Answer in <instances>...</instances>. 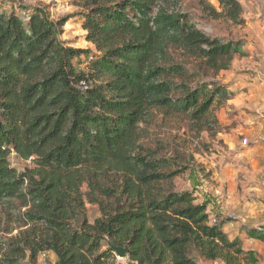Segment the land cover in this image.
Listing matches in <instances>:
<instances>
[{
  "label": "trees",
  "instance_id": "obj_1",
  "mask_svg": "<svg viewBox=\"0 0 264 264\" xmlns=\"http://www.w3.org/2000/svg\"><path fill=\"white\" fill-rule=\"evenodd\" d=\"M25 1L0 0V264H118L110 243L126 264H258L213 196L176 190L193 157L157 134L224 129L221 74L246 52L210 23L243 27L240 0H194L198 19L188 0H73L57 20ZM71 18L91 48L66 46Z\"/></svg>",
  "mask_w": 264,
  "mask_h": 264
},
{
  "label": "rangeland",
  "instance_id": "obj_2",
  "mask_svg": "<svg viewBox=\"0 0 264 264\" xmlns=\"http://www.w3.org/2000/svg\"><path fill=\"white\" fill-rule=\"evenodd\" d=\"M72 1L33 0L32 3L45 6L52 19L57 20L77 11ZM207 1L213 7H218L215 0ZM240 3L245 22L243 27H229L224 20L210 23L216 36L244 42L246 57L238 59L232 72L225 73L223 77L228 83L234 76L241 79L239 82L264 89V0H240ZM185 8L198 19L199 11L194 0H188ZM83 35L75 18H71L63 29L62 39L67 47L89 49ZM241 92L229 104L226 103L223 113L221 109L216 111V117L224 127L220 133L196 134L180 125V128L166 127L157 131V134L171 143L181 142V145H177L193 157L196 177L185 173L176 178V190L192 191L199 201L206 194L213 196V205L217 207L220 216L233 217L225 222L229 231L234 230L232 235L243 236L245 230L264 227V190L259 179L264 174V164L261 162L264 155L257 153L259 146L250 143L252 138L264 136V95H257L256 91L244 88H241ZM243 140L248 141V147L242 146ZM10 165L21 170L27 164L12 155ZM194 182L199 190L194 189ZM86 212L90 222L99 216L95 207L90 205L86 206ZM245 248L257 254L258 264H264V241L248 240ZM117 261L118 264H126L125 259L117 258ZM52 262L53 256L46 255L38 264Z\"/></svg>",
  "mask_w": 264,
  "mask_h": 264
},
{
  "label": "crops",
  "instance_id": "obj_3",
  "mask_svg": "<svg viewBox=\"0 0 264 264\" xmlns=\"http://www.w3.org/2000/svg\"><path fill=\"white\" fill-rule=\"evenodd\" d=\"M25 4L26 5H28V4H30V2L28 1V0H26L25 1ZM4 9H7L6 7H4ZM89 46V45H88ZM89 48H91L90 46H89ZM238 60H236L234 63H233V65H232V67H231V70H229V71H227V72H224V73H222L221 74V79H222V82L224 83V84H226L227 85V87H228V90L230 91V92H232V93H234V97L230 100V101H228V104H229V102H231L237 95H239V94H241L242 92H241V88H244V89H247V90H249V91H251L252 92V90H254V91H256L257 92V95H264V89H262V88H260L259 86H257V85H252V84H247V83H245V82H243V81H240L239 82V80H241V79H237L236 77H232V80H231V82H226L225 81V79H224V77H223V75L225 74V73H229V72H232V70H233V67H234V65H235V63L237 62ZM224 111V110H223ZM223 111H222V113H223ZM231 119V118H230ZM228 121H230L229 119H228ZM252 138V137H251ZM264 136H262L261 138H257V139H251V141H250V143H252V144H255L254 146L255 147H257V146H259L258 148H257V153H261V154H263L264 155V145L262 144V142L264 141ZM246 147H248V145H246ZM259 179H260V183H261V187L263 188V190H264V174H262V175H260L259 176ZM263 224V223H262ZM262 224H259V225H262ZM251 226V225H250ZM253 226H257V225H253ZM223 231H225L226 233H228L231 237H239L242 241H243V249L245 250V251H253L252 249H250V248H245V245H246V243L248 242V240H252V242H255V240H253V239H250L248 236H247V231L245 230V232H243L244 233V235L243 236H240V235H232V232H234V230H231V231H229V229H228V226H223ZM254 252V251H253ZM219 262V261H218ZM216 263V262H215ZM221 263V262H220ZM222 264V263H221Z\"/></svg>",
  "mask_w": 264,
  "mask_h": 264
},
{
  "label": "water",
  "instance_id": "obj_4",
  "mask_svg": "<svg viewBox=\"0 0 264 264\" xmlns=\"http://www.w3.org/2000/svg\"><path fill=\"white\" fill-rule=\"evenodd\" d=\"M110 249L118 259H125L127 253L126 248L116 247L113 243H110Z\"/></svg>",
  "mask_w": 264,
  "mask_h": 264
},
{
  "label": "built area",
  "instance_id": "obj_5",
  "mask_svg": "<svg viewBox=\"0 0 264 264\" xmlns=\"http://www.w3.org/2000/svg\"><path fill=\"white\" fill-rule=\"evenodd\" d=\"M25 19H27V18H25ZM246 145H248V141L247 140H243L242 141V146H246ZM261 162L264 164V156L261 158ZM228 217L229 218H233L232 216H228ZM255 230L262 232V231H264V227H255Z\"/></svg>",
  "mask_w": 264,
  "mask_h": 264
}]
</instances>
